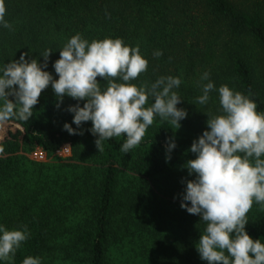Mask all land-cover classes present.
<instances>
[{"label":"trees","instance_id":"trees-1","mask_svg":"<svg viewBox=\"0 0 264 264\" xmlns=\"http://www.w3.org/2000/svg\"><path fill=\"white\" fill-rule=\"evenodd\" d=\"M20 169L0 264H264V0H0Z\"/></svg>","mask_w":264,"mask_h":264},{"label":"rangeland","instance_id":"rangeland-1","mask_svg":"<svg viewBox=\"0 0 264 264\" xmlns=\"http://www.w3.org/2000/svg\"><path fill=\"white\" fill-rule=\"evenodd\" d=\"M6 153V152H5ZM23 158V160L29 159L34 162L38 163H44L47 169H49L48 165H67V163H72L77 166V169H79V166L88 164L85 163V159L82 157L73 158L74 152L72 149V145L66 146L64 149H62L60 152L49 154L39 149H25L20 154ZM71 164V165H72ZM22 174V169H20V172L15 173V179L9 180L8 179L4 181L7 183L5 185L0 186V235H3L6 239V243L15 240L17 238V233L19 231L16 227V210H14V213L12 216V210L15 206V198L13 196V193L16 191L17 183L19 181V178ZM126 176H129L128 173H125ZM123 181H127V179H123ZM10 182V183H9ZM15 209V208H14ZM14 217V219H13ZM13 219L15 222L11 221ZM0 255L3 256L6 252V245L0 246Z\"/></svg>","mask_w":264,"mask_h":264}]
</instances>
